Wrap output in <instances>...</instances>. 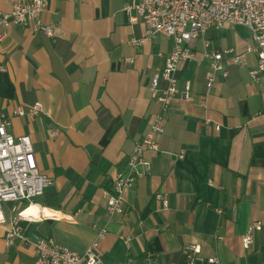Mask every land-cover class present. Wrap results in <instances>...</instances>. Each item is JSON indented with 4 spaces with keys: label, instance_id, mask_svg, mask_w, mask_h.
Listing matches in <instances>:
<instances>
[{
    "label": "crops",
    "instance_id": "0c3cea01",
    "mask_svg": "<svg viewBox=\"0 0 264 264\" xmlns=\"http://www.w3.org/2000/svg\"><path fill=\"white\" fill-rule=\"evenodd\" d=\"M13 1L0 0V12ZM130 1L47 0L41 18L54 25L52 37L12 27L0 40V115L10 122V134L31 137L39 173L50 179L41 195L17 205L62 213L21 226L76 252L96 238L106 214L104 192L159 110L151 79L172 41L156 36L134 46L145 26L123 11ZM251 42L247 26L230 24L190 41L195 59L175 73L178 93L156 136L158 150L144 152L149 171L126 189L123 213L111 218L99 240L104 263L182 264L184 246L195 243L203 256L217 255L224 264H264V76L249 75L255 53H246L243 66L223 62L227 76L217 73L206 86L209 53H242ZM186 83L192 101L180 98ZM34 103L46 114L14 113ZM52 126L60 130L54 137ZM158 194L167 199L166 209ZM12 205L0 202L6 219ZM253 221L261 228L245 249L242 235ZM120 235L129 237V246ZM33 257L19 240L6 246L0 225V264H33Z\"/></svg>",
    "mask_w": 264,
    "mask_h": 264
},
{
    "label": "built area",
    "instance_id": "2783aa9c",
    "mask_svg": "<svg viewBox=\"0 0 264 264\" xmlns=\"http://www.w3.org/2000/svg\"><path fill=\"white\" fill-rule=\"evenodd\" d=\"M46 5L47 0H14L7 13L0 12V40L12 27H29L34 32L52 37L54 25L45 24L41 18ZM123 9L131 23H137L141 19L145 26L143 37L132 39L134 46H138L143 40L164 36L171 39L172 49L163 68L153 74L151 79V96L158 103L159 110L142 139L134 143L125 170L114 175L110 189L104 192L106 214L103 223H100L96 238L83 252L66 249L53 239L35 232L27 233L21 226L22 222L33 219L23 215V211L30 207V204L23 209H19L17 204L30 203L34 197L41 195L44 188L50 184V179L39 173L31 137H16L10 134V122L4 115H0V202L13 203L9 219H6L0 210V225L5 228L6 246L19 240L23 246L32 249L33 264H106L97 251L99 240L107 233L106 226L111 218L123 213L126 189L149 171L150 164L144 157V152L158 150L156 136L164 132L165 112L178 93L175 73L180 65L195 59L194 52L189 47L192 39L198 38L208 29L219 28L225 24L244 25L252 33V42L247 45L245 52L223 49L208 54L212 58V72L206 82L208 89L213 86L217 73L223 77L227 76L223 62L227 65L243 66L248 52H254L257 57L256 66L249 70V75L254 80L264 76V0H131ZM161 82L165 84L162 88ZM180 96L186 101H192L189 83L185 84ZM14 113L31 118L46 114L39 103L25 107L18 105ZM215 128L218 130L219 126L216 125ZM59 131L58 127L52 126L48 134L54 137ZM156 198L162 201L166 209L167 199L161 194L156 195ZM40 214L37 219L43 215ZM73 218L74 216L67 215V219ZM260 228V221H253L248 225L242 235L241 245L245 249L250 247L253 233ZM119 238L129 246V237L120 235ZM208 243L212 248L216 247L214 238L209 239ZM183 253L185 261L182 264H224L217 255L203 256L200 246L195 243L186 244Z\"/></svg>",
    "mask_w": 264,
    "mask_h": 264
},
{
    "label": "bare ground",
    "instance_id": "6f19581e",
    "mask_svg": "<svg viewBox=\"0 0 264 264\" xmlns=\"http://www.w3.org/2000/svg\"><path fill=\"white\" fill-rule=\"evenodd\" d=\"M40 213H43L44 216L48 217L51 215H57L61 216L62 213H54L51 212L49 209H42L38 205L31 204L30 207H28L26 210L23 211V215L32 219H37L40 215Z\"/></svg>",
    "mask_w": 264,
    "mask_h": 264
},
{
    "label": "trees",
    "instance_id": "16d2710c",
    "mask_svg": "<svg viewBox=\"0 0 264 264\" xmlns=\"http://www.w3.org/2000/svg\"><path fill=\"white\" fill-rule=\"evenodd\" d=\"M33 199H35V198H33ZM33 199H32V200H33Z\"/></svg>",
    "mask_w": 264,
    "mask_h": 264
}]
</instances>
